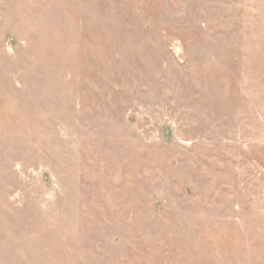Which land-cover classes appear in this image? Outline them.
<instances>
[{"label": "rangeland", "instance_id": "obj_1", "mask_svg": "<svg viewBox=\"0 0 264 264\" xmlns=\"http://www.w3.org/2000/svg\"><path fill=\"white\" fill-rule=\"evenodd\" d=\"M0 264H264V0H0Z\"/></svg>", "mask_w": 264, "mask_h": 264}]
</instances>
